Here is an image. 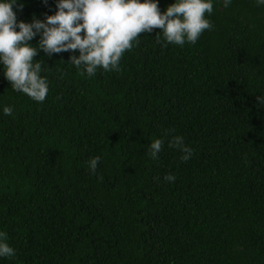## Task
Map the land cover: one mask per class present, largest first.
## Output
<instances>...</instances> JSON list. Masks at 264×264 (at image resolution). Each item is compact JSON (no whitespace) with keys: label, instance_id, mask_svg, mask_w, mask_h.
<instances>
[{"label":"trees","instance_id":"16d2710c","mask_svg":"<svg viewBox=\"0 0 264 264\" xmlns=\"http://www.w3.org/2000/svg\"><path fill=\"white\" fill-rule=\"evenodd\" d=\"M56 3L13 11L43 21ZM212 3L195 44L154 29L120 71L88 76L70 63L78 50L38 49L43 102L14 91L0 65V231L15 250L0 264H264V4ZM174 135L193 149L187 162Z\"/></svg>","mask_w":264,"mask_h":264},{"label":"clouds","instance_id":"9594fccd","mask_svg":"<svg viewBox=\"0 0 264 264\" xmlns=\"http://www.w3.org/2000/svg\"><path fill=\"white\" fill-rule=\"evenodd\" d=\"M15 3L0 0V65L11 88L37 102H43L49 91L47 79L40 75L42 63L34 59L38 49L48 56L78 50V56L69 57L70 63L77 68L83 65L92 76L98 68L120 71L121 58L139 43L141 34L159 29L165 41L183 46L186 42L195 44L213 27L207 18L213 12L212 0H174L164 11L157 0H57L54 14L46 15L43 21L33 18L31 23L17 20ZM223 3L228 7L231 0ZM257 4H264V0H257ZM37 33L41 38L34 47L29 41ZM257 102L264 104V96L257 97ZM3 111L9 116L13 113L11 106ZM163 145V139H154L149 155L158 159ZM168 145L182 153V162L193 155L180 135L172 136ZM99 161V156L88 161L91 174H96ZM163 179L174 182L176 177L169 173ZM7 241V233L0 231V257L15 256Z\"/></svg>","mask_w":264,"mask_h":264}]
</instances>
